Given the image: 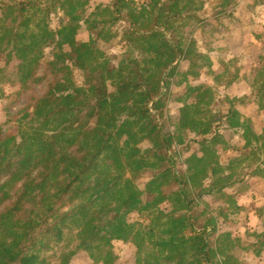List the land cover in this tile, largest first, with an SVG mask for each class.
<instances>
[{
  "label": "trees",
  "instance_id": "16d2710c",
  "mask_svg": "<svg viewBox=\"0 0 264 264\" xmlns=\"http://www.w3.org/2000/svg\"><path fill=\"white\" fill-rule=\"evenodd\" d=\"M92 1L0 0V81L16 63L20 92L31 93L16 127H0V264H71L81 252L115 264L119 240L135 246L140 264H238L221 236L212 240L216 216L204 201L237 205L229 191L239 181L217 148L225 124L243 125L241 113L233 100L215 112L212 89L199 83L177 98L176 119L170 114L182 63L197 77L211 67L185 28L197 1L111 0L87 15ZM55 9L69 18L59 29L51 28ZM119 21L125 50L109 55L101 45L119 38ZM81 23L88 42L78 40ZM259 78L255 102L264 110V69ZM171 119L200 147L181 173L175 132L165 129Z\"/></svg>",
  "mask_w": 264,
  "mask_h": 264
},
{
  "label": "rangeland",
  "instance_id": "374dc122",
  "mask_svg": "<svg viewBox=\"0 0 264 264\" xmlns=\"http://www.w3.org/2000/svg\"><path fill=\"white\" fill-rule=\"evenodd\" d=\"M136 5L146 0H134ZM197 9L186 19V31L196 40L198 50L207 55L210 68H204L197 76L185 75L189 63L183 62L178 75L172 79V96L170 114L176 119L182 103L177 98H185L189 85L207 84L214 94L213 110H228L230 100L239 110L240 128L222 127L226 139L224 145L218 146L220 162L225 172L233 173L234 180L239 181L229 192L234 193L237 205L231 206L217 197L204 201V207L216 216L215 238L238 264H264V110L255 102L256 81L264 69V0H196ZM111 0H93L87 15L102 5L106 7ZM51 16V28L59 29L69 18L63 10L55 9ZM82 24L78 40L88 42L92 34ZM126 23L119 21L114 30L122 32ZM191 32V33H190ZM121 35L112 43L102 44V49L109 55H121L125 48ZM51 49H47L43 62L51 58ZM204 64V63H203ZM44 65V64H43ZM42 72L44 71L42 67ZM77 74V72L75 73ZM78 77V74H77ZM234 80L232 83L227 81ZM43 86L32 91L40 94ZM16 63L8 67V77L0 81V127L7 132L16 127L15 121L21 116V110L27 104L31 93L20 92ZM191 101V100H190ZM249 128V130H247ZM166 130L174 131L177 168L184 170L182 160L191 153H198L200 147L191 144L195 138L191 132L177 130L176 120L166 122ZM146 146V145H145ZM256 173V174H253ZM226 216L221 214V210ZM139 215H132L137 220ZM210 232V231H209ZM230 237L228 238V235ZM213 235V234H212ZM218 236V237H217ZM250 242V243H249ZM260 243L256 247L251 244ZM114 249L118 256L115 264H140L137 250L131 243L115 241ZM259 250L257 253L246 251L245 246ZM71 264H95L84 252L79 253ZM101 264V263H100Z\"/></svg>",
  "mask_w": 264,
  "mask_h": 264
}]
</instances>
